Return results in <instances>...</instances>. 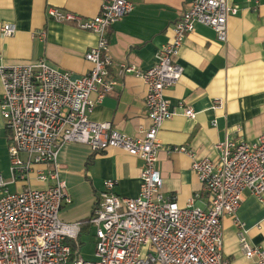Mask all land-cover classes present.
I'll list each match as a JSON object with an SVG mask.
<instances>
[{"label": "built area", "instance_id": "built-area-1", "mask_svg": "<svg viewBox=\"0 0 264 264\" xmlns=\"http://www.w3.org/2000/svg\"><path fill=\"white\" fill-rule=\"evenodd\" d=\"M133 8L129 0H103L90 18L55 6L46 8L52 20L72 22L96 36L84 55L91 67L79 76L52 67L43 58L0 66V113L8 133L10 179L25 183L33 174L47 183L45 188L27 185L10 191L0 174V264H228L222 256L224 216L233 219L242 254L251 264H264V248L248 241L247 229L236 217L244 192L259 200L264 194V131L253 142L217 144L216 159L196 157L186 146L170 148L191 155L190 167L208 198L207 208L193 205L192 199L180 206L175 196L162 190L157 168L162 124L177 113L190 120L196 116L182 102L171 108L165 95L182 74L176 58L183 40L196 23H202L225 42L227 18L237 13V7L227 0H192L172 25L170 40L157 50L152 67L141 70L127 61L119 63L121 75L132 74L145 85L150 123L141 138L89 118L116 85L107 53L111 25ZM0 31L11 35L14 27L4 23ZM44 36L41 31L40 37ZM67 143L87 145L93 152L120 148L141 159L138 194L120 196L114 191L115 181L105 180L87 220H61V208L71 196L59 178L56 160ZM83 225L94 227L92 259L75 255L69 244Z\"/></svg>", "mask_w": 264, "mask_h": 264}, {"label": "crops", "instance_id": "crops-1", "mask_svg": "<svg viewBox=\"0 0 264 264\" xmlns=\"http://www.w3.org/2000/svg\"><path fill=\"white\" fill-rule=\"evenodd\" d=\"M102 1L0 0V29L4 23L14 27L11 35L0 31V66L32 64L43 58L50 66L74 76L87 72L91 64L84 55L95 44V34L72 22L52 20L46 8L55 6L90 18L99 12ZM129 1L133 10L115 21L109 31L107 53L116 85L89 118L110 122L127 136L141 138L150 123L144 107L145 85L132 74L121 75L119 63L127 61L141 70L152 67L157 50L170 40L172 25L192 0ZM227 2L237 7V13L227 18V40L219 41L210 26L196 23L176 58L182 74L165 91L171 108L182 102L196 113L193 120L175 114L158 133L161 148L157 168L162 190L175 196L180 206L192 199L193 205L207 208L208 198L191 170V155L171 151V147L186 146L196 157L216 159L217 144L227 140L253 142L264 131V0ZM2 91L0 79V100ZM7 136L0 113V174L8 190L27 185L45 188L47 183L33 174L25 183L11 181ZM56 162L59 178L71 196V202L60 211L64 222L84 221L91 216L105 180L115 181L114 191L120 196L138 194L143 162L120 148L93 152L87 145L67 143L59 149ZM236 217L247 229L248 241L264 248V194L259 200L244 192ZM222 225L223 259L228 264H251L239 248L232 217L224 216ZM83 226L82 235L93 228L94 236L93 226Z\"/></svg>", "mask_w": 264, "mask_h": 264}, {"label": "rangeland", "instance_id": "rangeland-1", "mask_svg": "<svg viewBox=\"0 0 264 264\" xmlns=\"http://www.w3.org/2000/svg\"><path fill=\"white\" fill-rule=\"evenodd\" d=\"M2 175V174H1ZM4 178V176L2 175ZM81 189V187H80ZM76 191L79 194V186H76ZM61 218V217H60ZM81 246L79 251V257L83 259H92L93 251H94V236H93V228L89 233L83 234L81 236Z\"/></svg>", "mask_w": 264, "mask_h": 264}, {"label": "trees", "instance_id": "trees-1", "mask_svg": "<svg viewBox=\"0 0 264 264\" xmlns=\"http://www.w3.org/2000/svg\"><path fill=\"white\" fill-rule=\"evenodd\" d=\"M86 226H90V225H86ZM85 226L82 227V229L80 230L79 234H78V237L76 240H73V241H69V244L71 245L72 247V250H73V253L76 255H78L79 251H80V246H81V235H82V232L84 230ZM74 257V255L72 256V258Z\"/></svg>", "mask_w": 264, "mask_h": 264}]
</instances>
